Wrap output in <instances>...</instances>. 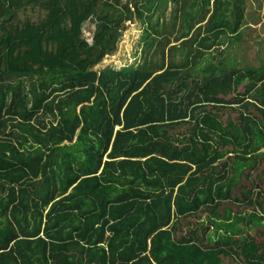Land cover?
<instances>
[{"label": "trees", "instance_id": "trees-1", "mask_svg": "<svg viewBox=\"0 0 264 264\" xmlns=\"http://www.w3.org/2000/svg\"><path fill=\"white\" fill-rule=\"evenodd\" d=\"M166 1L0 0V264H264V59L213 41L244 0H194L175 44ZM132 21L143 58L118 68Z\"/></svg>", "mask_w": 264, "mask_h": 264}, {"label": "rangeland", "instance_id": "rangeland-1", "mask_svg": "<svg viewBox=\"0 0 264 264\" xmlns=\"http://www.w3.org/2000/svg\"><path fill=\"white\" fill-rule=\"evenodd\" d=\"M126 1V0H124ZM188 2L184 5H178L173 0H167L164 3V7L159 14V16H153L151 21L157 22V31L160 33H163L162 37H158L160 40L161 38H165L167 36L170 37V41L172 44H175L177 36L179 35L180 26L182 25V21L185 24V21L181 19V12L187 11L189 13L193 14V11H191L190 5L193 4L194 0H187ZM251 1V2H250ZM261 1V2H260ZM255 3L253 5V3ZM260 4H259V3ZM258 2H255L253 0H244V6L246 9V19L242 22V27L240 31V39L235 40V37L229 38V34L224 35L220 34L219 39L214 38L213 41L219 42V40L226 38V44L223 47L226 48L225 50L228 51L229 56H231V59L234 61H237V64L239 66H244L245 64H249L248 66H257L258 62H260L259 59H264V1L258 0ZM213 4V3H212ZM212 4H210V14L213 11ZM206 8H204V11H202L201 15H199V18L204 14L203 12L206 11ZM237 12V11H235ZM31 14L30 10L21 11L20 16L21 18H24L26 16H29ZM198 24V22H197ZM205 27V25L202 26V28ZM145 26L141 25L138 21H132L128 22L125 27L122 29V37L119 40V49L117 53L114 56H110L108 60L115 61V65L118 68L121 67H129V66H137L139 61L142 60V50L144 49V42L142 41V36L145 30ZM93 29V26L90 23L86 24V27L84 28V35L86 38H89L91 36V30ZM195 30V31H194ZM199 31V25H196L195 28L190 32L189 35H192L194 32V35L196 32ZM205 32V31H202ZM234 40V41H233ZM237 42V43H236ZM228 44H230V47H227ZM222 50V48H221ZM144 54V53H143ZM255 56V57H254ZM246 57V61H242L241 58ZM182 56L176 58L177 60H181ZM234 58H237L234 60ZM185 59V58H184ZM158 61V57L155 59ZM248 88V82H245L242 84L238 91L244 92ZM234 93H231L229 96L226 97V100L233 99ZM207 110H211L210 107L207 108ZM223 113L220 118L222 122H227L228 119H231V116L228 115V111L221 112ZM251 114H256L253 110L250 111ZM236 113L232 115V118L236 117ZM231 146L228 145L226 148L227 150H230ZM230 156V155H229ZM233 158V157H229ZM220 167V166H219ZM249 172V169L245 170L243 174H241V181L239 182V187L242 188H250V182H246L247 173ZM255 175H258V173H255ZM254 178V177H253ZM259 182L256 183L258 185H261L262 188H264V182L262 180H258ZM232 193V192H231ZM241 198V197H240ZM225 204V203H223ZM247 208L242 207L240 209L241 213L245 212ZM239 211V212H240ZM202 213V212H200ZM203 214V215H202ZM201 214V217L204 221H206L207 215L209 214V211L206 210ZM197 217H192L191 222L195 226L198 222ZM201 220V221H203ZM188 221H183L182 227L184 228V225L186 227V231L189 230ZM205 224V223H204ZM203 228H206V225H204ZM183 234L179 232L177 234V238H180ZM249 236L252 238H255L258 242L262 243L264 234H262L259 231H250ZM237 239V238H236ZM226 264H236L233 259L231 258H225Z\"/></svg>", "mask_w": 264, "mask_h": 264}, {"label": "crops", "instance_id": "crops-1", "mask_svg": "<svg viewBox=\"0 0 264 264\" xmlns=\"http://www.w3.org/2000/svg\"><path fill=\"white\" fill-rule=\"evenodd\" d=\"M235 238V237H234Z\"/></svg>", "mask_w": 264, "mask_h": 264}]
</instances>
